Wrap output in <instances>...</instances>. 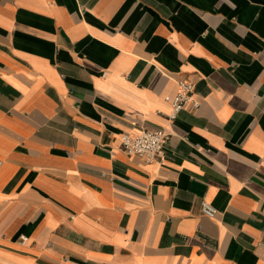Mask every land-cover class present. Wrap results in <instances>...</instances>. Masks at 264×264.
Listing matches in <instances>:
<instances>
[{
	"label": "crops",
	"instance_id": "1",
	"mask_svg": "<svg viewBox=\"0 0 264 264\" xmlns=\"http://www.w3.org/2000/svg\"><path fill=\"white\" fill-rule=\"evenodd\" d=\"M0 161V264H264V0H0Z\"/></svg>",
	"mask_w": 264,
	"mask_h": 264
},
{
	"label": "built area",
	"instance_id": "2",
	"mask_svg": "<svg viewBox=\"0 0 264 264\" xmlns=\"http://www.w3.org/2000/svg\"><path fill=\"white\" fill-rule=\"evenodd\" d=\"M172 111L170 120H175L178 114L186 109L198 110L201 102L195 96V85L191 81L181 80L178 82V90L171 99ZM172 134L165 129L142 130L137 134H126L121 137V144L124 152L128 156H136L146 163L159 162L164 154V147L170 141ZM1 164V161H0ZM201 214L214 219L218 216V210L210 203H201ZM22 241H27V237L20 236Z\"/></svg>",
	"mask_w": 264,
	"mask_h": 264
}]
</instances>
